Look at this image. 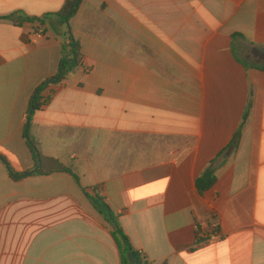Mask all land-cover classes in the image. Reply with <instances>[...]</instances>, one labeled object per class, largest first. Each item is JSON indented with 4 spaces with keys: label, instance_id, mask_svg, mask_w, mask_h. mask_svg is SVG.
I'll return each mask as SVG.
<instances>
[{
    "label": "crops",
    "instance_id": "crops-1",
    "mask_svg": "<svg viewBox=\"0 0 264 264\" xmlns=\"http://www.w3.org/2000/svg\"><path fill=\"white\" fill-rule=\"evenodd\" d=\"M66 1L0 0V16ZM70 26L82 65L30 134L72 173L14 181L35 167L26 115L64 42L0 21V264H122L94 189L153 264H264V0H83ZM210 226L220 238L200 240Z\"/></svg>",
    "mask_w": 264,
    "mask_h": 264
},
{
    "label": "trees",
    "instance_id": "trees-1",
    "mask_svg": "<svg viewBox=\"0 0 264 264\" xmlns=\"http://www.w3.org/2000/svg\"><path fill=\"white\" fill-rule=\"evenodd\" d=\"M82 1L83 0H67L60 11L47 14L42 18L31 17L20 11L14 12L10 15L0 16V21H11L18 27H22L25 24H30L43 28L46 27L48 23H50L51 28L54 29L59 36L64 35L67 37L68 41L67 44L62 46V58L60 60L57 73L54 76L44 80L35 89L27 111L24 137L30 151L35 158V167L33 170L23 173L15 172L9 168L10 178L14 181H21L22 179L32 175L44 176L57 172L72 173L61 163L58 158L47 157L43 154L41 144L30 134V127L36 112L42 110L43 107L47 105V100H44L42 96L43 92L51 85L63 83L75 69L81 67L82 65L81 47L80 44L75 40L70 26V22L76 15L78 7ZM57 26L60 28H57ZM64 28L67 29L66 33H62L61 29ZM47 32V29L42 31L43 34H46ZM248 113L249 111L247 109L239 132L231 146H235L245 122L247 121ZM0 159L9 167L8 161L5 157L0 155ZM216 181V172L212 162L196 180V188L198 192L203 195L214 187ZM90 199L96 211L106 221L111 229L112 236L115 239L120 252L122 264H131L128 260V255L130 253L134 256L136 261L135 264H153V262H151L143 252L134 248L129 237L125 234L122 228L120 218L113 212L109 204L106 202L104 196H102L97 189H94V195L91 196Z\"/></svg>",
    "mask_w": 264,
    "mask_h": 264
},
{
    "label": "rangeland",
    "instance_id": "rangeland-1",
    "mask_svg": "<svg viewBox=\"0 0 264 264\" xmlns=\"http://www.w3.org/2000/svg\"><path fill=\"white\" fill-rule=\"evenodd\" d=\"M57 28H60V27L57 26ZM41 29H42V30L47 29V30H48L47 33H49L48 35H51V36L54 35L56 38H59V37H60V39L64 42V44L67 43V37H65L64 35L59 36V35L56 33V31H55L54 29L51 28L50 23H48V25H47L46 27H43V28H41ZM61 30H62V33H66V32H67V29H66V28L61 29ZM64 44H63V45H64ZM243 51H245V54H243V58H244L245 61H247L248 63H256V60H253L252 58L249 57L250 52H249V48H248L247 46H245V47L243 48Z\"/></svg>",
    "mask_w": 264,
    "mask_h": 264
},
{
    "label": "built area",
    "instance_id": "built-area-1",
    "mask_svg": "<svg viewBox=\"0 0 264 264\" xmlns=\"http://www.w3.org/2000/svg\"><path fill=\"white\" fill-rule=\"evenodd\" d=\"M221 236L220 229L217 226H210L209 230H203L199 233V239L206 242H213Z\"/></svg>",
    "mask_w": 264,
    "mask_h": 264
},
{
    "label": "water",
    "instance_id": "water-1",
    "mask_svg": "<svg viewBox=\"0 0 264 264\" xmlns=\"http://www.w3.org/2000/svg\"><path fill=\"white\" fill-rule=\"evenodd\" d=\"M261 51L264 52V50H261ZM261 58L264 59V56H262ZM128 260H129V262H130L131 264H135V263H136V261H135V259H134V256H133V254H131V253L128 255Z\"/></svg>",
    "mask_w": 264,
    "mask_h": 264
}]
</instances>
